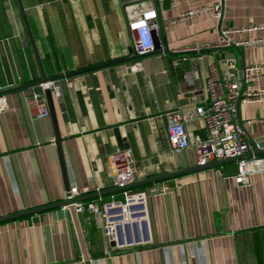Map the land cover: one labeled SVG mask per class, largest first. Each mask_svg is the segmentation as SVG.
Segmentation results:
<instances>
[{"label": "crops", "instance_id": "1", "mask_svg": "<svg viewBox=\"0 0 264 264\" xmlns=\"http://www.w3.org/2000/svg\"><path fill=\"white\" fill-rule=\"evenodd\" d=\"M48 76L59 79L55 99L71 187H90L88 195L116 187L109 156L130 150L142 177L199 166L196 136L207 139L206 121H186L191 144L171 151V114L208 106L206 79L216 67L223 79L241 78L242 68L264 63V47H222L179 53L196 43H213L220 29L264 23V0H222L225 16L204 12L191 20L180 15L218 0H22ZM156 10L160 50L135 55L129 24ZM126 12V13H125ZM161 21L164 31L161 29ZM264 31L235 38H253ZM184 57H189L184 60ZM169 59L174 69L171 70ZM141 62L138 71L128 66ZM197 62L198 69L192 64ZM99 66V67H97ZM92 68V69H88ZM84 70V71H82ZM80 71L66 77V74ZM41 79L17 0H0V91ZM73 81V86L68 85ZM255 87L264 88V79ZM32 86L6 93L0 110V217L66 197L51 117L37 118L27 99ZM238 118L247 136L264 127V100L239 102ZM209 161L204 167L165 180L130 187L147 192L140 223L120 226L113 249L95 216L77 213L93 264H264V172L247 185L235 181L238 159ZM201 166V165H200ZM166 191L153 194L151 187ZM123 190L83 202L102 205ZM74 213L61 206L0 222V264H85Z\"/></svg>", "mask_w": 264, "mask_h": 264}, {"label": "built area", "instance_id": "2", "mask_svg": "<svg viewBox=\"0 0 264 264\" xmlns=\"http://www.w3.org/2000/svg\"><path fill=\"white\" fill-rule=\"evenodd\" d=\"M174 2L176 0H173ZM210 12L215 18L221 20L225 16V6L222 0L211 4H199L183 12L178 20H191L194 17ZM156 10L147 12L139 19L130 23V31L135 50L138 54H146L156 49L157 35L160 34V25L156 21ZM264 31V23L250 24L247 26H225L220 29V36L213 43H196L193 46L182 48L179 53L197 52L200 54L205 50L214 52L222 47L232 45L243 46L246 49H256L264 47V34L253 38H235L246 32ZM189 57H184V60ZM141 62H136L128 66L130 71L141 69ZM194 70L198 69L197 62L192 64ZM264 79V63H254L245 68L244 78L241 79H223L216 69L212 67L209 76L206 79V88L209 92L210 103L208 106H198L191 113L176 111L171 114V123L168 128V137L171 151L180 152L190 146L186 121L196 117H201L206 121L209 136L203 139L196 136L194 144L197 148L198 163L205 165L214 159H238L237 174L235 181L241 185H247L251 182L252 176L264 172V156L252 154L244 156L245 153L254 152V145L248 139L247 131L243 122L238 118L239 102H260L264 100V88L255 87ZM68 85L73 86V81ZM55 99L62 97V87L58 80L49 82ZM27 103L32 114L37 118H46L50 116V109L44 93V85H40V90H33L28 96ZM8 107L6 94H0V110ZM109 160L113 171L115 172L114 185L124 187L135 181L136 159L130 150H121L112 153ZM168 185H162L161 188L151 187L150 193L166 191ZM90 191L86 186L78 188L71 187L73 197L81 196ZM123 199H117L112 195L110 201L100 205L97 202L79 201L75 205L77 213L88 211L98 220L99 226L104 230L106 237L114 242L113 249L122 248L119 244L120 226L126 223H140V217L145 214V199L147 192H130L123 190Z\"/></svg>", "mask_w": 264, "mask_h": 264}, {"label": "water", "instance_id": "3", "mask_svg": "<svg viewBox=\"0 0 264 264\" xmlns=\"http://www.w3.org/2000/svg\"><path fill=\"white\" fill-rule=\"evenodd\" d=\"M17 1H18V4H19V7H20V11H21V14H22L25 26H26V30H27V33H28V36H29V39H30V42H31V45H32V48H33V51H34V54H35V57H36V60H37V63H38L39 68H40L41 79H39V80H37L35 82H31L29 84L13 87V88L6 89V90H1L0 94H6V93H9V92L16 91V90L23 89V88H27V87L44 85V93H45V96H46V99H47V102H48V106H49V109H50V117H51V119L53 121L54 129H55V143L57 145L58 152H59L60 163H61V167H62V172H63V176H64V183H65V188H66L67 194H66V197L64 199H62V200H60L58 202H54V203H51V204H47V205H43V206H39V207H35V208H30V209H27V210H22V211H19V212H15V213H11V214H8V215L1 216L0 217V222L1 221H5V220H9V219L18 218V217H21V216H24V215H28V214L38 213V212L45 211V210L52 209V208H56V207L68 206L72 210V212L74 213V217H75V220H76L75 221L76 222V226H77V229H78L81 241H82L83 252H84L83 261H84L85 264H93V257L88 252V249H87V246L85 244V241H84V238H83V234H82V231H81V227L79 226V223H78L77 212H76V209H75V205H76L77 202L83 201V200H86V199H89V198H92V197H96V196H98L100 194L104 195L106 193H110V192H113V191L125 190V189H128L130 187L143 185V184H148V183H152V182H156V181H160V180H165V179H168L170 177H175V176H178L180 174L186 173V172H188L190 170L198 169V168H201V167H204V166L203 165H201V166L199 165V166H195V167H192V168L176 170V171L168 172V173H165V174H160V175L150 176V177H145V178L142 177V175L139 172H137L135 174V181L133 183H130V184L124 186V187H117L116 186L114 188H110V189H107V190H102L100 192H95V193L88 194V195H81V196L73 197L72 194H71V184H70L69 176H68L67 163H66V159H65V156H64L63 138H62V135H61V132H60V126H59L58 115H57V110H56V102H55V98L53 96L52 89L49 86V82L50 81L62 79V78L65 77V75L54 76V77H51V76L47 75L45 67H44V63H43V60H42V57H41V53L39 51V48H38V45H37L33 30H32V27L30 25V22H29V19H28V16H27L23 1L22 0H17ZM139 1H141V0H125V2H124L125 4L123 6L124 11H125V8H126V6L128 4H134V3H137ZM156 1L159 2L160 0H156ZM127 24H128L129 32L131 34L130 27H129L130 24H129L128 20H127ZM161 29H162V31H164V25H163L162 21H161ZM158 47H160L159 48L160 50H164V51H167L169 53H172L167 46L163 47L161 42H158V40H156V49L153 50V51H150L148 53H153V52L158 51V49H157ZM148 53H146V54H148ZM146 54H138L136 52L135 55L130 57V58L117 60V61L110 62V63L104 64V65L117 63V62H121V61H127L129 59L137 58L139 56H143V55H146ZM172 62H173V60L169 59V64H170L171 70L174 69V66L172 65ZM97 67H99V66H97ZM245 68H246V66H244L242 68L241 78H244ZM88 69H92V68H88ZM82 71H84V70H82ZM79 72L80 71L68 73V74H66V77H70V76L76 75ZM254 127H255V131L254 132L257 134V136H254V137L253 136H249V140L254 145V152L249 151V152L245 153L244 156H250L253 153L257 154V155L264 154V127L262 128V133H259L258 124H256ZM239 158L240 157L221 159L218 162H226V161H229V160H234V159H239Z\"/></svg>", "mask_w": 264, "mask_h": 264}, {"label": "trees", "instance_id": "4", "mask_svg": "<svg viewBox=\"0 0 264 264\" xmlns=\"http://www.w3.org/2000/svg\"><path fill=\"white\" fill-rule=\"evenodd\" d=\"M264 156V154H262Z\"/></svg>", "mask_w": 264, "mask_h": 264}, {"label": "clouds", "instance_id": "5", "mask_svg": "<svg viewBox=\"0 0 264 264\" xmlns=\"http://www.w3.org/2000/svg\"><path fill=\"white\" fill-rule=\"evenodd\" d=\"M149 13H151V12H149Z\"/></svg>", "mask_w": 264, "mask_h": 264}]
</instances>
